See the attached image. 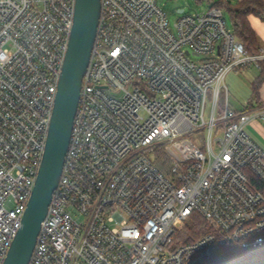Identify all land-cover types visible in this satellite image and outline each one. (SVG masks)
Returning <instances> with one entry per match:
<instances>
[{"label": "built area", "instance_id": "2783aa9c", "mask_svg": "<svg viewBox=\"0 0 264 264\" xmlns=\"http://www.w3.org/2000/svg\"><path fill=\"white\" fill-rule=\"evenodd\" d=\"M62 172L28 264H200L264 243V104L227 102L254 68L209 6L170 28L156 0H99ZM74 0H0V264L21 225L72 25ZM163 168V170L161 169ZM192 214L213 229L172 246Z\"/></svg>", "mask_w": 264, "mask_h": 264}, {"label": "water", "instance_id": "95a60500", "mask_svg": "<svg viewBox=\"0 0 264 264\" xmlns=\"http://www.w3.org/2000/svg\"><path fill=\"white\" fill-rule=\"evenodd\" d=\"M99 11V0H74L72 25L57 82L44 151L21 225L1 264H28L32 256L40 223L46 215L62 172Z\"/></svg>", "mask_w": 264, "mask_h": 264}, {"label": "trees", "instance_id": "16d2710c", "mask_svg": "<svg viewBox=\"0 0 264 264\" xmlns=\"http://www.w3.org/2000/svg\"><path fill=\"white\" fill-rule=\"evenodd\" d=\"M211 6L227 11L234 35L248 52H254L258 47L257 38L249 26L247 16L254 14L264 20V2L262 0L234 2L219 0L213 2ZM256 87L254 84L253 90H256ZM161 169L163 170V168ZM205 233H213V229L202 217L192 214L188 220L178 225L172 239V246L189 243ZM200 264H264V243L249 245L246 249L241 248L238 243H226Z\"/></svg>", "mask_w": 264, "mask_h": 264}, {"label": "rangeland", "instance_id": "374dc122", "mask_svg": "<svg viewBox=\"0 0 264 264\" xmlns=\"http://www.w3.org/2000/svg\"><path fill=\"white\" fill-rule=\"evenodd\" d=\"M219 0H156L157 5L161 8L167 17L170 28L173 27L175 21L182 14H190L193 12L202 11L212 5V2H217ZM182 12H178V10ZM223 11V18L226 23V27L232 30V24L227 11L221 8ZM229 76L226 79V85L228 87V101L229 106L232 109H240L243 104L254 103V99L251 97L252 83L254 82L253 76L256 74L254 68L248 69H235L229 72ZM244 106V105H243ZM258 124H253V121L248 124L247 130L251 137L257 143H259L262 148H264V122H256ZM255 138H254V137Z\"/></svg>", "mask_w": 264, "mask_h": 264}, {"label": "crops", "instance_id": "0c3cea01", "mask_svg": "<svg viewBox=\"0 0 264 264\" xmlns=\"http://www.w3.org/2000/svg\"><path fill=\"white\" fill-rule=\"evenodd\" d=\"M230 1L234 2V1H241V0H230ZM262 1L264 2V0H262ZM247 20H248L249 26L251 27V29L253 30V32L256 35L257 46L258 47H264V20L261 19L259 16H256L254 14H249L247 16ZM229 74L230 73H228L227 76L225 77V85H226V79L229 76ZM252 80L254 82L252 83V86H251L252 87L251 97L254 99L255 102L254 103L250 102L247 105L243 104L244 106L242 105V107L240 109H237V110L233 109V110L242 111V110L247 109V108L250 109L252 107H256L259 103L264 104V76H260V74L256 71V74L253 76ZM254 84H256V86H257L256 90H253ZM226 87H227V85H226ZM227 102L229 105L228 87H227ZM261 121L264 122L261 119L254 120L253 124H258L256 122H261ZM255 140H257V139L255 138Z\"/></svg>", "mask_w": 264, "mask_h": 264}]
</instances>
